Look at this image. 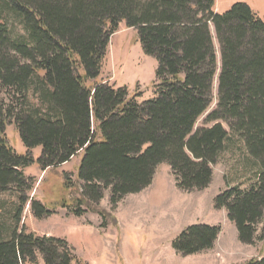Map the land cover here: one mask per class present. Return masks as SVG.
Wrapping results in <instances>:
<instances>
[{
    "label": "trees",
    "instance_id": "obj_1",
    "mask_svg": "<svg viewBox=\"0 0 264 264\" xmlns=\"http://www.w3.org/2000/svg\"><path fill=\"white\" fill-rule=\"evenodd\" d=\"M120 23L137 31L143 52L157 63L153 96L141 102L124 86L95 82ZM210 25L219 47L216 103L205 117L212 124L194 129L213 99ZM10 123L24 155L7 144ZM237 144L251 181L227 186L215 207L225 209L239 241L251 244L264 239V21L248 5L235 2L217 13L214 0H0V191L22 189L21 168L31 164L36 146L42 170L82 153L84 201L77 204H95L108 189L114 207L148 186L160 163L169 165L178 188L201 190L211 181L210 164ZM21 203L12 228L0 221V264H38L37 255L44 264H86L62 238L17 232ZM35 210L38 217L51 213L37 201ZM219 231L190 225L173 249L183 255L209 249ZM244 264H264V255Z\"/></svg>",
    "mask_w": 264,
    "mask_h": 264
},
{
    "label": "rangeland",
    "instance_id": "obj_2",
    "mask_svg": "<svg viewBox=\"0 0 264 264\" xmlns=\"http://www.w3.org/2000/svg\"><path fill=\"white\" fill-rule=\"evenodd\" d=\"M235 2L248 5L264 21V0H214V10L223 13ZM210 27L216 53L213 99L194 129L212 124L205 123V117L216 103L219 47ZM15 29L19 31L20 27L15 25ZM156 66L155 58L143 52L137 31L120 23L109 38L95 82L124 86L130 97L138 95L136 100L141 102L153 96ZM5 136L16 153L27 152L13 123L6 127ZM237 145L223 151L217 161L210 164L211 181L205 188L190 191L178 188L169 165L160 163L148 186L124 195L114 207L109 203L108 189L102 191V197L95 204H77V199L84 201L80 193L83 181L78 178L81 152L61 165L42 170L37 162L40 146H36L29 152L31 164L21 168L24 179L21 192L12 186L0 191V221L8 230L13 227L12 214L21 203L18 199L21 194L24 202L17 232L23 227L37 235L62 238L86 264H244L264 255V239L256 237L251 244L240 242L236 226L227 218L225 209L215 207L216 195L227 186L246 187L251 181V170L245 166L247 155L240 144ZM35 201L51 213L38 217L37 211H32ZM74 209H79L81 214L74 215ZM195 224L220 227L213 246L189 255L177 253L173 240ZM257 227L256 236L261 223ZM37 263L44 264L40 255H37Z\"/></svg>",
    "mask_w": 264,
    "mask_h": 264
},
{
    "label": "crops",
    "instance_id": "obj_3",
    "mask_svg": "<svg viewBox=\"0 0 264 264\" xmlns=\"http://www.w3.org/2000/svg\"><path fill=\"white\" fill-rule=\"evenodd\" d=\"M238 242V241H237Z\"/></svg>",
    "mask_w": 264,
    "mask_h": 264
}]
</instances>
